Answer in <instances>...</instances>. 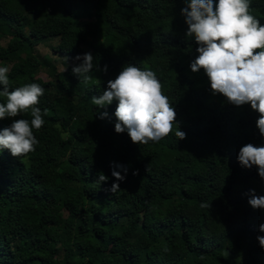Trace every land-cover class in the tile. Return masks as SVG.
Wrapping results in <instances>:
<instances>
[{"label":"trees","instance_id":"1","mask_svg":"<svg viewBox=\"0 0 264 264\" xmlns=\"http://www.w3.org/2000/svg\"><path fill=\"white\" fill-rule=\"evenodd\" d=\"M183 7V0H0V67L10 69V90L45 89L35 151L20 158L0 151V264H264L256 240L264 210L247 195H264V180L237 160L242 146L264 145L259 114L213 96L204 71L191 72L198 45L185 36ZM249 13L264 24V0H250ZM49 41L65 58L63 70L33 52ZM85 52L94 56L88 82L72 73L80 61L70 63ZM127 64L154 71L176 111L178 125L158 143H132L115 132L116 102L106 109L91 102ZM104 65L107 73L95 70ZM21 118L31 121L30 110ZM11 122L0 121V130ZM113 162L129 168L116 193L107 191L116 182ZM101 172L106 182H97Z\"/></svg>","mask_w":264,"mask_h":264},{"label":"clouds","instance_id":"2","mask_svg":"<svg viewBox=\"0 0 264 264\" xmlns=\"http://www.w3.org/2000/svg\"><path fill=\"white\" fill-rule=\"evenodd\" d=\"M183 2L185 7L181 8L180 14L187 25L185 36L194 39L198 45V55L189 64L191 72L204 71L213 96L223 95L236 107L250 105L251 110L259 114L255 124L264 138V24L249 13L250 0ZM74 59L80 63L73 66V75L85 82L90 81L93 77L88 74L94 71L93 54L85 52ZM95 70L107 73L108 66ZM9 71L7 66L0 67V95L7 97L5 103H0V121L12 120L9 126L0 130V151L7 149L13 157L20 158L35 151L39 144L33 129L39 130L45 124L38 106L45 89L38 83H27L10 90ZM114 101L115 132H127L134 144L158 143L173 132L174 124L178 125L176 111L151 69H141L134 64L122 66L115 79L107 81L102 94L91 98L99 109H106ZM28 110L31 121L15 119ZM108 115L105 110L99 118ZM174 134L178 140L186 138V133L181 130ZM237 160L243 168L255 166L259 177L264 180V145L248 143L242 146ZM128 171V166L113 162L111 175L116 182L107 191L116 193L120 189L119 182L125 181ZM137 174L138 170L132 172V175ZM107 180L102 172L98 174L97 182ZM247 195L250 197L248 204L253 209L264 210V195H257L254 189ZM201 206L209 207L208 204ZM258 231L264 233V223L258 226ZM256 240L264 250V235H257Z\"/></svg>","mask_w":264,"mask_h":264},{"label":"rangeland","instance_id":"3","mask_svg":"<svg viewBox=\"0 0 264 264\" xmlns=\"http://www.w3.org/2000/svg\"><path fill=\"white\" fill-rule=\"evenodd\" d=\"M53 45V41L43 42L35 46L34 51L39 56H47L49 58V62L56 70H63V66L61 65V61L65 58L62 56H58L55 53H52L50 50V46ZM75 59H72L70 63H73ZM61 216H65V212H61Z\"/></svg>","mask_w":264,"mask_h":264}]
</instances>
